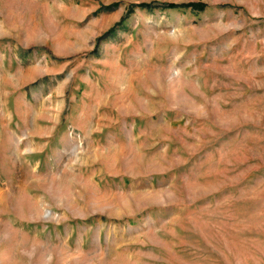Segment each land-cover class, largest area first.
Instances as JSON below:
<instances>
[{"label":"rangeland","instance_id":"obj_1","mask_svg":"<svg viewBox=\"0 0 264 264\" xmlns=\"http://www.w3.org/2000/svg\"><path fill=\"white\" fill-rule=\"evenodd\" d=\"M0 264H264V0H0Z\"/></svg>","mask_w":264,"mask_h":264},{"label":"trees","instance_id":"obj_2","mask_svg":"<svg viewBox=\"0 0 264 264\" xmlns=\"http://www.w3.org/2000/svg\"><path fill=\"white\" fill-rule=\"evenodd\" d=\"M145 5H149V4H145ZM166 5H168L169 7H173V4L172 3H169V4H166ZM198 5H200V6H204V5H202V4H198ZM130 7H131V5H130Z\"/></svg>","mask_w":264,"mask_h":264}]
</instances>
